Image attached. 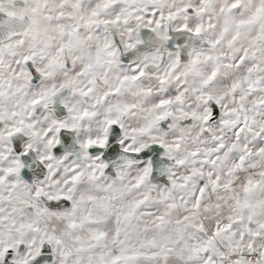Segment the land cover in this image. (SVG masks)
I'll list each match as a JSON object with an SVG mask.
<instances>
[{
  "label": "snow or ice",
  "instance_id": "snow-or-ice-1",
  "mask_svg": "<svg viewBox=\"0 0 264 264\" xmlns=\"http://www.w3.org/2000/svg\"><path fill=\"white\" fill-rule=\"evenodd\" d=\"M0 264H264V0H0Z\"/></svg>",
  "mask_w": 264,
  "mask_h": 264
}]
</instances>
